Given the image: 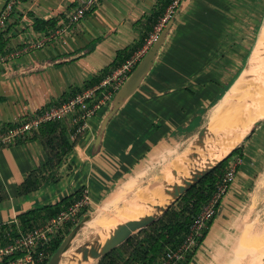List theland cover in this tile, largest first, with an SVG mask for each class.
<instances>
[{
	"label": "crops",
	"instance_id": "0c3cea01",
	"mask_svg": "<svg viewBox=\"0 0 264 264\" xmlns=\"http://www.w3.org/2000/svg\"><path fill=\"white\" fill-rule=\"evenodd\" d=\"M5 1L0 0V9ZM81 1L19 0L3 31L6 53L44 34L33 31L38 19L54 20V27L64 24L68 11ZM162 1L98 0L55 40L0 63V131L97 85L116 67L118 51L141 48L156 23L150 16ZM260 1L182 0L137 89L113 112L108 102L86 121L81 138L54 170L56 182L44 184L53 170L46 166L37 133L1 148L0 226L16 225L20 214L53 206L78 190L90 198L87 217L157 176L169 158L187 149L242 72L248 34L262 22ZM234 148L238 150L229 162L240 159L235 180L190 264H214L258 200L264 203V121ZM28 176L42 180L41 185L19 195L18 187ZM77 227L78 222L69 231ZM76 237L74 231L70 246Z\"/></svg>",
	"mask_w": 264,
	"mask_h": 264
},
{
	"label": "built area",
	"instance_id": "2783aa9c",
	"mask_svg": "<svg viewBox=\"0 0 264 264\" xmlns=\"http://www.w3.org/2000/svg\"><path fill=\"white\" fill-rule=\"evenodd\" d=\"M18 2L19 0H6L1 7L0 34L6 28L7 22ZM97 2L98 0H82L78 6L68 11L64 24L54 27L38 40L28 42L21 50L9 51L4 55H0V63L16 58L26 50L42 48L47 42L55 40L64 34L66 29L81 21ZM181 2L182 0H171L163 14L158 17L151 31L147 33L141 48L119 63L97 85L75 94L59 105L43 107L38 112L27 114L20 118L19 122L0 131V149L25 140L32 136L42 124L56 120H67L68 125L74 127L72 139L81 134L85 128L86 121L113 99L114 94L122 86L135 66L158 40L166 26L175 16ZM239 163L240 159L238 157L228 162L224 172L216 181L211 197L195 216L184 241L177 249H168L161 258L160 264H175L184 261L185 254L195 246L196 237L201 235L206 223L215 217L220 203L235 180ZM89 204L90 198L84 190L79 199L61 210L56 217L50 219L46 224L17 237L7 245L0 246V264L42 263L46 252L43 249L37 251L38 247H45L67 221H75L82 210L87 208ZM16 253L21 254L14 259L4 261L6 257Z\"/></svg>",
	"mask_w": 264,
	"mask_h": 264
},
{
	"label": "trees",
	"instance_id": "16d2710c",
	"mask_svg": "<svg viewBox=\"0 0 264 264\" xmlns=\"http://www.w3.org/2000/svg\"><path fill=\"white\" fill-rule=\"evenodd\" d=\"M171 0H163L160 2L159 9L153 12L150 17H153L155 23L158 17L164 12ZM54 20L38 19L33 25L34 32L47 33L54 28ZM6 38L3 32L0 34V55L6 53ZM120 50L117 53L115 66L128 58L134 49ZM129 52V55L126 53ZM74 127L67 123L56 120L42 124L37 131V137L43 145L46 153V166L53 170V173L45 179V185L57 181V174L54 170L62 163L63 158L67 157L74 146L81 138L78 134L75 138L72 137ZM238 148H234L214 167H212L198 182L191 186L179 199L171 204L163 213L149 226L139 230L136 234L129 237L121 245L113 249L111 252L102 256L96 264H160L161 258L168 249L175 250L184 241L189 232V228L195 216L200 212L201 208L207 203L215 189L218 177L222 175L230 158ZM39 178L28 176L18 187L19 195H26L32 192L37 186L41 185ZM81 192L78 190L74 194L63 198L60 202L53 206H44L36 210H30L18 216L17 224L0 226V246L11 243L17 237L33 230L34 228L44 225L48 220L56 217L58 213L79 199ZM42 212V213H41ZM86 215L84 208L79 215ZM78 216V217H79ZM210 219L206 226L202 229L201 235L196 237L195 246L185 254L184 261L175 264H188L199 244L206 236L211 222ZM76 224V221L68 222L50 239L45 247H38V250H44L48 257L45 258L42 264H45L49 256L59 246L62 239L69 233L70 228ZM8 233V236L6 235ZM21 253H16L6 257L4 261L11 260L19 256ZM3 261V262H4Z\"/></svg>",
	"mask_w": 264,
	"mask_h": 264
},
{
	"label": "bare ground",
	"instance_id": "6f19581e",
	"mask_svg": "<svg viewBox=\"0 0 264 264\" xmlns=\"http://www.w3.org/2000/svg\"><path fill=\"white\" fill-rule=\"evenodd\" d=\"M263 118L264 23L251 58L212 111L204 135L201 138H195L186 150L178 156H174V159L160 169L159 176L152 184L140 188L134 196L124 204L122 203L121 207H117L112 215L90 223L89 227L94 230L85 243L90 246L95 245L96 242L103 243L109 233L119 225L130 220L158 215L160 209L157 207L170 204L174 198L172 195L166 194L165 190L171 191L174 184H183L184 180L190 178L189 169L197 171L219 162L235 147L254 123ZM191 157L195 161L190 167L187 161ZM247 239L249 240V238ZM263 243L264 238H262ZM242 244L244 245L245 242L243 241ZM251 245L255 246V243L252 241ZM75 256L76 258L64 264L93 263L91 259L78 263L79 255Z\"/></svg>",
	"mask_w": 264,
	"mask_h": 264
},
{
	"label": "water",
	"instance_id": "95a60500",
	"mask_svg": "<svg viewBox=\"0 0 264 264\" xmlns=\"http://www.w3.org/2000/svg\"><path fill=\"white\" fill-rule=\"evenodd\" d=\"M172 21L173 19L166 26L163 33L159 36L158 40L149 48V50L146 52L140 62L135 66V68L132 70V72L122 84V86L114 94L113 99L110 101L112 103V110L110 111V113L113 112L114 109H116L125 98H127L137 89L140 82L149 71L154 61V58L164 40V37L172 24ZM258 123L259 122L256 121L252 127L256 126ZM207 125L208 122L200 128L196 138H201L204 135L207 130ZM194 161V158L191 157V159L187 161V164L191 167ZM216 164L197 171L189 169L188 173L190 175V178L184 180L183 184H174L171 191L165 190L166 194H170L174 198L170 204H167L166 206L157 207L158 209H160V213L158 215H150L139 220H130L124 224L119 225L114 231L109 233L108 237L104 240L103 243L96 242L95 245L90 246L84 242L81 247L71 252L69 260H73L74 258H76L75 255H79V258L77 259L78 263H80L81 261H87L88 259H91L92 262L95 263L102 256L106 255L107 253L111 252L113 249L121 245L129 237L136 234L139 230L151 225L163 213V211H165L171 204H173L177 199H179L191 186L198 182V180H200ZM73 235L74 230L69 231V233L62 239L59 246L49 256L45 264H61L64 253L68 245L70 244Z\"/></svg>",
	"mask_w": 264,
	"mask_h": 264
},
{
	"label": "rangeland",
	"instance_id": "374dc122",
	"mask_svg": "<svg viewBox=\"0 0 264 264\" xmlns=\"http://www.w3.org/2000/svg\"><path fill=\"white\" fill-rule=\"evenodd\" d=\"M260 2H261V8L263 7L262 22H261L260 27L255 29V31L253 32V35L250 36V34H248V47L249 48H248L247 62L251 58L253 49L255 48V46L257 44V41H258V38H259V35L261 32V28H262L263 23H264V0H261ZM259 5L257 6L258 8H260ZM244 66H243V68H244ZM257 121L262 122V121H264V118L259 119ZM66 122H67V120H66ZM199 130L197 131V129H196L195 131H197V133H198ZM177 156H178V154H177ZM172 159H174V156L169 158V160L167 161V164ZM158 176H159V173H157V176H155L154 178H152V176H151L150 179H148V178L145 179V181L141 182L139 184V186H137V188L130 191L129 194L124 195L125 198L122 197L119 201L114 202L113 204L107 206V208L102 207L100 209L93 210L91 212V214H89L87 217L83 216L84 218L79 216L77 218L78 227L74 229V231L77 232V237H76L75 241L73 242V244H71V246H70V244L68 245L67 251L64 253L61 264H64L66 261H68L70 259V256H71V252H73L77 248L81 247L83 245V243L86 242V239L89 237V235H91L94 228L89 227L90 223L98 221L101 218H105V217L112 215L114 213V210L117 207H121L128 199H130L132 196H134V194L137 192L136 189L143 188L145 186L152 184L153 181ZM262 181L263 182H262L261 186L264 189V178L262 179ZM260 196H262V195H260ZM217 213H218V210H217ZM217 213H216V215H217ZM244 223L245 224H243V225L242 224L238 225L239 229L235 232V234L231 238V240L226 243V246L223 247L225 253L222 256L217 255L214 259V264H264V243L262 244V238H264V203L261 204L260 200H258V204L256 205L255 209H252V215ZM7 234L8 233H6V235ZM252 237H253V240H251ZM247 238H249V240ZM258 239H260V240L256 244ZM243 241L245 242L244 245L242 244ZM252 241L255 243V246L254 245L250 246ZM260 245H262V246H260ZM199 247H200V244H199L198 248ZM195 252H194L193 256L191 257V259L194 257ZM260 259H262V260H260ZM190 262L191 261H189L188 264H190ZM92 264H95V263H92Z\"/></svg>",
	"mask_w": 264,
	"mask_h": 264
}]
</instances>
